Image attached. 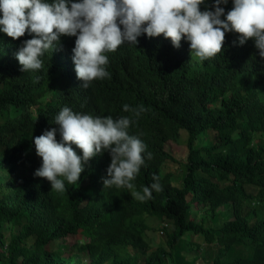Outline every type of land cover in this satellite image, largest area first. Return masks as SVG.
I'll return each mask as SVG.
<instances>
[{"label": "trees", "instance_id": "trees-1", "mask_svg": "<svg viewBox=\"0 0 264 264\" xmlns=\"http://www.w3.org/2000/svg\"><path fill=\"white\" fill-rule=\"evenodd\" d=\"M221 7L226 14L233 0ZM31 38L0 32V264H165L187 233L215 246L213 255L203 256L206 264H264V59L252 40L240 46L237 34L226 33L223 51L201 61L186 39L175 48L161 35L148 42L153 55L144 62L128 60L141 47L113 53L110 76L85 89L72 59L76 37L61 36L62 55L45 52L40 70L22 72L16 53ZM126 104L148 109L134 118L129 134L147 145L135 190L150 186L154 174L160 178L163 190L153 191L152 199L104 188L107 151L88 162L77 183L65 180L63 193L34 175L42 164L34 138L59 128L55 116L63 107L118 119L131 115ZM182 130L188 154L177 187L161 170L175 160L166 144ZM192 204L197 214L189 212ZM199 212V220L190 218ZM150 217L171 222L173 230L163 227L166 246L147 254ZM72 235H81L74 252L53 248Z\"/></svg>", "mask_w": 264, "mask_h": 264}, {"label": "clouds", "instance_id": "clouds-1", "mask_svg": "<svg viewBox=\"0 0 264 264\" xmlns=\"http://www.w3.org/2000/svg\"><path fill=\"white\" fill-rule=\"evenodd\" d=\"M227 3L228 0H214L211 5L206 0H0V32L13 40L26 32L33 35L16 53L22 72L40 70L45 52L62 55L61 36L76 37L72 59L77 79L82 81L80 86L87 89L93 80L110 76L113 53L123 55L141 47L128 60L133 63L136 57L144 62L154 50L147 47L148 42L161 35L170 39L175 48L186 39L191 54L205 61L223 51L226 33H235L240 46L252 40L264 59V0H233L232 9L225 14L221 5ZM123 110L131 115L113 119L111 115L93 116L63 107L55 116L54 124L59 128L45 130L34 138L36 154L42 158L34 175L49 181L51 190L63 193L65 180L77 183L88 162L107 151L111 163L102 178L104 188H126L141 202L152 199L153 191L163 190L160 178L154 174L150 186L143 187L142 192L135 190L133 181L145 164L147 145L139 136L129 134L134 118L148 109L142 104L135 108L126 104ZM147 159H152L151 152H147Z\"/></svg>", "mask_w": 264, "mask_h": 264}, {"label": "rangeland", "instance_id": "rangeland-1", "mask_svg": "<svg viewBox=\"0 0 264 264\" xmlns=\"http://www.w3.org/2000/svg\"><path fill=\"white\" fill-rule=\"evenodd\" d=\"M184 132L185 131L183 130L180 131V136L177 139L171 140L166 144V150L172 155V157H174L175 160L166 161L163 164L161 170L162 174L170 173L171 182L177 187H182L183 178L186 174L185 162L188 154V143L187 134ZM196 210H198L196 204H192L191 207H189V212L192 213V215L197 214ZM192 215L190 217L191 219L195 218V220H199L201 213L199 212V216H197V218L195 216L193 217ZM221 218L224 219L223 216ZM164 223H161L155 217H150L147 219V224L149 225V227H151L147 232L149 238L148 241L150 243V249L147 251V254L159 246H166V232L162 228L165 227L168 232H171L173 230V225L171 224V222H166V225ZM208 223L211 224V226L216 227V223ZM80 237L81 235L69 236L63 240V245H58L56 243L53 245V248L57 251H61L63 255L67 256L70 254V252L75 251L73 245L77 243V240ZM84 238H87L86 241L90 239L87 234ZM190 242L193 243L194 247H196V245H199V251L194 248L188 250L192 245L189 244ZM215 249L216 248L214 245H206L200 235L187 233L181 243L178 244L174 259L168 257L165 264H180L190 261H193L195 264H206V258H204L203 256L207 254V256L210 257L215 253ZM144 258L145 256H140L139 261L143 262Z\"/></svg>", "mask_w": 264, "mask_h": 264}, {"label": "bare ground", "instance_id": "bare-ground-1", "mask_svg": "<svg viewBox=\"0 0 264 264\" xmlns=\"http://www.w3.org/2000/svg\"><path fill=\"white\" fill-rule=\"evenodd\" d=\"M155 62H156V61H155ZM155 62H154V63H155ZM156 63L158 64V62H156ZM159 65H161V62H160V64H159Z\"/></svg>", "mask_w": 264, "mask_h": 264}]
</instances>
